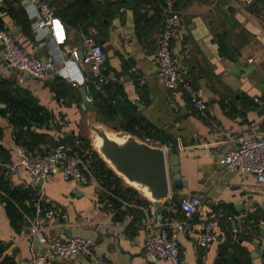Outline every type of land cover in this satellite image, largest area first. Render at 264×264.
I'll list each match as a JSON object with an SVG mask.
<instances>
[{"label":"crops","instance_id":"crops-1","mask_svg":"<svg viewBox=\"0 0 264 264\" xmlns=\"http://www.w3.org/2000/svg\"><path fill=\"white\" fill-rule=\"evenodd\" d=\"M165 1L179 10L182 19L171 51L193 88L203 96L204 113L180 86L168 89L162 82L152 57L162 23L152 8L147 9L149 18L144 23L148 25L140 34L133 10L125 3L109 19L103 36L96 20L75 26L56 15L40 36L29 27L32 20H27L19 0L5 1L11 9L7 6L0 12L3 28L28 51L41 58L51 57L66 71L65 76L34 79L8 66L0 48V77L29 90L52 114L48 130L32 126L36 132L46 133L34 151L42 152L57 142L83 135L81 120L86 121L87 110L81 108V87L91 95L86 85L92 74L87 65L79 67L71 51L81 47L84 35L96 34L106 53L101 70L111 79L104 94L121 90L123 97L119 99L131 101L140 115L173 139L181 179L186 182V186L171 188L160 218L150 209L151 203L138 194L120 200L113 208L106 189L78 185L60 173L42 184L34 183L22 167L12 171L7 166L17 162L14 127L0 115V144L11 154L10 161L3 164L10 185L34 191V206L42 196V208L54 207L67 215L66 221L53 223L43 213L35 212L33 217L24 213L18 231L0 200L3 256L10 255L16 264H32L33 256L45 251L48 238L67 237L56 232L58 227L90 239L94 251L111 264H170L164 259L149 260L145 254L146 237L160 229L177 233L181 264H264V244L257 225L264 215V183L257 182L251 173L231 171L220 163L222 154L235 147L240 137L264 129V0H182L177 8L174 0ZM139 79L143 82L138 83ZM123 107L129 108L126 103ZM105 120L116 125L123 121L118 112ZM166 151L174 152L170 145ZM88 158L94 170L90 153ZM167 164L170 166L169 160ZM193 194L200 196V206L191 218L190 229L179 230L184 215L176 196ZM209 218L219 220L216 238L208 249L201 250L197 241ZM65 259L66 264H89L82 256Z\"/></svg>","mask_w":264,"mask_h":264},{"label":"built area","instance_id":"built-area-1","mask_svg":"<svg viewBox=\"0 0 264 264\" xmlns=\"http://www.w3.org/2000/svg\"><path fill=\"white\" fill-rule=\"evenodd\" d=\"M5 1L0 0V5L5 4ZM49 1L19 0L27 17L32 20L31 27L36 35L43 36L55 16L54 7ZM162 9V27L153 46V61L159 68V74L165 87L173 89L180 86L188 93L197 110L204 113L206 103L203 96L193 88L190 78L180 67L171 51L173 36L182 24L180 12L169 4L164 5ZM0 44L3 45V59L7 65L29 77L45 81L55 75H66L64 67H58L51 57L41 58L28 51L3 27H0ZM71 54L80 68L85 65L90 68L92 86L95 91H101L102 85L111 80L101 70L106 61V53L93 36L84 35L81 47L74 48ZM142 82L143 80L139 79L138 83ZM86 90H88L87 85ZM87 97L92 99V95L88 93ZM143 139L151 144H160L158 140L149 137ZM161 145L168 150L167 143ZM181 148L180 145L179 149ZM15 152L17 162L9 163L7 166L12 171L22 167L28 172L34 183H39L53 174L60 173L64 179L72 180L78 185L94 184L97 188L105 190L90 165L91 162L88 158L90 150L84 148V141L79 137L73 139L71 143L57 142L42 152L31 151L24 145H16ZM220 163L231 171L251 173L257 182L264 183V129L240 137L235 147L227 149L222 154ZM42 200L43 197L39 196L35 203L38 214L43 213V217L53 223L67 220V215L62 210L54 207L42 208ZM200 203V196L196 194L180 200L179 207L183 212L184 219L178 223L179 230L190 229L191 218L198 210ZM218 224V218H209L205 221L197 241L199 249L206 250L210 247L216 238L215 228ZM257 225L263 231L261 243L264 244V215L258 218ZM45 244V251L34 255L31 260L32 264H66L65 257L74 255L86 258L89 264H111L106 258L97 254L92 241L83 236H55L45 240ZM145 254L152 261L164 259L170 264H181L177 233L175 231L168 233L164 229L150 233L145 239Z\"/></svg>","mask_w":264,"mask_h":264},{"label":"trees","instance_id":"trees-1","mask_svg":"<svg viewBox=\"0 0 264 264\" xmlns=\"http://www.w3.org/2000/svg\"><path fill=\"white\" fill-rule=\"evenodd\" d=\"M49 2L54 7V14L68 24L76 26L77 23L86 22V24H89L93 20H96L99 23L98 26L100 25L98 28L102 36L103 32H106L108 29L109 19L125 3H128L133 10L137 34H140L141 30L145 29L148 25V23H144L149 18L147 9L149 7L152 8L159 15L162 23V7L166 5L165 0H102L101 3L92 0H50ZM181 2L182 0H174L173 6L177 8V5ZM7 6L8 4L5 3L3 7H0V12L3 8H7ZM10 9L11 7L8 6V11ZM26 18L28 21L30 20L27 16ZM30 26L31 23L29 24ZM0 27H3L1 16ZM93 37L95 38L96 34ZM96 41L99 43L97 39ZM110 84L111 82H107L102 85L101 91H95L92 86V75L87 83L92 99L97 107V120H101L110 126H116L121 130H127L142 139L149 137L158 140L160 144L167 143L170 145L172 151L176 152V144L169 135L162 133L160 129L140 115L137 112L136 105L131 101H127L124 98L123 100L119 99V96L123 97L121 90L116 89L112 94H104L107 92L105 90L109 88L108 86ZM0 103L4 104V107H0V115L6 117L14 127V140L16 145H24L31 151H34V147L43 141L46 133H38L32 129V126L36 129L48 130V122L52 116L51 112L38 103L37 98L29 90L15 86L12 81L2 77H0ZM125 103L129 107L128 109H124L123 106ZM117 112L122 115L123 119L119 125L111 122L110 124L105 120V116L111 119ZM78 137L84 141V148L90 150L95 174L98 176L101 185L109 192H106L108 194L107 199L110 200L113 208L119 206L120 200L133 199L137 194L140 195L132 187L125 186L121 178L103 162L91 148L87 136L82 135ZM1 138L2 127L0 126V140ZM10 156V150L0 144V200L4 205L7 215L10 217L12 225L19 231L24 222L23 214L26 213L33 217L36 212V207L33 201L34 191L22 186L10 185V181L7 175H5V169L3 167V164L10 161ZM143 199L149 202L145 198ZM41 205L45 206V203L41 202ZM4 251L5 246L0 243V264H16L10 255L3 256ZM220 261L218 260V262Z\"/></svg>","mask_w":264,"mask_h":264},{"label":"water","instance_id":"water-1","mask_svg":"<svg viewBox=\"0 0 264 264\" xmlns=\"http://www.w3.org/2000/svg\"><path fill=\"white\" fill-rule=\"evenodd\" d=\"M0 48H3L2 44ZM81 100V108L87 110L85 122L91 148L121 178L125 186L132 187L151 203L150 209L160 218L171 188L186 186V182L181 179L179 154L169 153L161 144L148 143L127 130L97 120V107L94 100L87 97L84 87H81ZM3 106L0 103V107ZM181 199V195L176 196V200ZM56 232L64 233L67 237L73 235L68 228L58 227Z\"/></svg>","mask_w":264,"mask_h":264},{"label":"rangeland","instance_id":"rangeland-1","mask_svg":"<svg viewBox=\"0 0 264 264\" xmlns=\"http://www.w3.org/2000/svg\"><path fill=\"white\" fill-rule=\"evenodd\" d=\"M81 123H82V125L84 126V130H83V136L85 135V136H87V133H86V126H85V119L83 118L82 120H81ZM88 137V136H87Z\"/></svg>","mask_w":264,"mask_h":264}]
</instances>
